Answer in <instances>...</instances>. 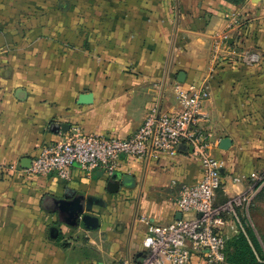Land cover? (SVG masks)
Masks as SVG:
<instances>
[{
    "label": "crops",
    "instance_id": "crops-1",
    "mask_svg": "<svg viewBox=\"0 0 264 264\" xmlns=\"http://www.w3.org/2000/svg\"><path fill=\"white\" fill-rule=\"evenodd\" d=\"M115 3L125 9L104 15L114 21L112 41L95 47L66 43L62 51L54 42L32 45L26 54L7 38L10 28L0 29V264L139 260L148 229L142 217L155 224L173 222L182 215L176 205L182 186L202 177L191 145L176 155L123 156L117 172L131 181L118 193L107 190L109 178L99 169L86 172L75 166L70 179L63 180L29 176L24 165H30L40 146L65 132L52 130L53 123L131 136L151 107L179 109L178 83L209 88V119L202 125L211 153L223 163L216 201L241 194H249L251 201L259 189L264 175V0ZM82 16L90 18L83 11ZM248 53H258L259 60L246 63ZM226 137L231 145L223 149ZM67 188L98 199L92 210L101 218L98 229L72 227L45 208L47 196L61 197ZM53 225L60 228L57 240L49 238ZM220 226L227 236L235 234L229 219Z\"/></svg>",
    "mask_w": 264,
    "mask_h": 264
},
{
    "label": "built area",
    "instance_id": "built-area-1",
    "mask_svg": "<svg viewBox=\"0 0 264 264\" xmlns=\"http://www.w3.org/2000/svg\"><path fill=\"white\" fill-rule=\"evenodd\" d=\"M243 59L246 63H256L259 54L248 53ZM175 93L180 104L178 110L151 107L142 124L127 138L91 133L81 127L63 132L59 140L40 146L24 173L55 175L68 180L72 169L78 166L86 172L99 169L111 178L118 171L123 156L176 155L181 146L191 145L199 157L202 177L194 184L182 186L176 199L181 218L155 224L142 217L148 229L142 242V255L134 264H191L194 258L202 264H226L227 241L241 232L248 237L243 219L250 195L216 201L223 185V163L211 153V140L202 125V121L209 119L205 111L209 88L178 83ZM190 213L193 215L189 216ZM224 219L234 224V235L227 236L223 232L220 225L224 224ZM249 242L252 245L250 239Z\"/></svg>",
    "mask_w": 264,
    "mask_h": 264
},
{
    "label": "rangeland",
    "instance_id": "rangeland-1",
    "mask_svg": "<svg viewBox=\"0 0 264 264\" xmlns=\"http://www.w3.org/2000/svg\"><path fill=\"white\" fill-rule=\"evenodd\" d=\"M115 1L0 0V29L10 28L7 38L17 47L20 45L27 49L26 54H29L32 45L54 42L63 46L62 51L67 44L71 47H95L112 41L110 32L114 21L104 15L125 9ZM82 11L89 15V20H84ZM262 177V180H258L259 189L250 201L247 212H244L245 230L254 249L253 258L248 264H264V175Z\"/></svg>",
    "mask_w": 264,
    "mask_h": 264
},
{
    "label": "water",
    "instance_id": "water-1",
    "mask_svg": "<svg viewBox=\"0 0 264 264\" xmlns=\"http://www.w3.org/2000/svg\"><path fill=\"white\" fill-rule=\"evenodd\" d=\"M185 73L179 74V80L184 81ZM51 129L59 132L68 131V124L53 123ZM231 145V139L226 137L221 140V148L227 149ZM187 148V146H181V148ZM192 148V147H191ZM31 164V160H30ZM30 165H24L28 168ZM131 181L130 175H121L118 172L109 178L107 181V190L110 193H118L122 185H127L128 181ZM97 198L94 196H85L83 193L77 192L74 189L67 188L61 197L47 196L44 200V206L50 211H57L59 220L71 225L72 227H82L87 230H95L101 226L100 216L92 213L93 205L97 202ZM182 215L180 214L179 218ZM60 236V228L57 225H53L49 229V238L51 240H57Z\"/></svg>",
    "mask_w": 264,
    "mask_h": 264
},
{
    "label": "trees",
    "instance_id": "trees-1",
    "mask_svg": "<svg viewBox=\"0 0 264 264\" xmlns=\"http://www.w3.org/2000/svg\"><path fill=\"white\" fill-rule=\"evenodd\" d=\"M8 32V30L5 31V33ZM225 251L226 264H248L254 254L253 246L242 232L227 241Z\"/></svg>",
    "mask_w": 264,
    "mask_h": 264
}]
</instances>
